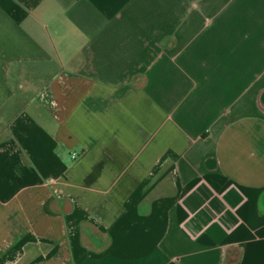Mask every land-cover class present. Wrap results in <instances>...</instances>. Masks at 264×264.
<instances>
[{
  "label": "crops",
  "instance_id": "0c3cea01",
  "mask_svg": "<svg viewBox=\"0 0 264 264\" xmlns=\"http://www.w3.org/2000/svg\"><path fill=\"white\" fill-rule=\"evenodd\" d=\"M0 264H264V0H0Z\"/></svg>",
  "mask_w": 264,
  "mask_h": 264
},
{
  "label": "built area",
  "instance_id": "2783aa9c",
  "mask_svg": "<svg viewBox=\"0 0 264 264\" xmlns=\"http://www.w3.org/2000/svg\"><path fill=\"white\" fill-rule=\"evenodd\" d=\"M77 157H78L77 155H73V157H72V158L75 160Z\"/></svg>",
  "mask_w": 264,
  "mask_h": 264
}]
</instances>
